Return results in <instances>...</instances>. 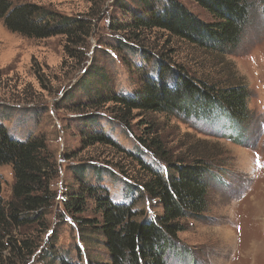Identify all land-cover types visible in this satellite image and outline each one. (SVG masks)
Instances as JSON below:
<instances>
[{
	"label": "rangeland",
	"instance_id": "374dc122",
	"mask_svg": "<svg viewBox=\"0 0 264 264\" xmlns=\"http://www.w3.org/2000/svg\"><path fill=\"white\" fill-rule=\"evenodd\" d=\"M20 1L50 6L72 17L89 16L93 30L83 58L78 60L66 53V38L23 37L9 31L0 20V120L16 140L44 139L56 163L51 181L55 198L45 218L14 233L19 240H33V255L13 257L10 247L1 263L109 262L103 238L87 229L80 230L64 210L66 196L80 185L75 167L83 164L102 168L105 174L101 178L86 176V181L106 188L114 202L128 203L129 186L139 185L144 178L142 169L129 159V154L166 172L165 165L159 164L146 148L147 140L151 139L148 133L155 132L177 158H190L189 150L206 151L212 158L208 211L201 218L185 222L186 230L178 235V251L169 255L168 263L264 264L262 0H249V23L238 47L225 56H206L159 30L137 34L112 29L113 24L125 21L133 13L144 14L143 0ZM145 1L158 4L169 0ZM173 1L203 22L214 21L192 0ZM164 62L197 80L246 86L250 99L245 123L238 128L221 116L211 123L174 114L125 113L115 103L100 99L107 94H138L144 80L157 75ZM91 66L105 74L102 84L84 80ZM97 98L100 101L96 106L93 101ZM90 115L96 119L94 124L89 123ZM94 131L103 132L118 148L87 146L85 135ZM0 174L2 196L9 201L14 184L12 167H2ZM144 200L137 202L138 212L143 211L153 219L162 212L158 202ZM82 217L99 220L92 201ZM7 254L11 261L6 260Z\"/></svg>",
	"mask_w": 264,
	"mask_h": 264
},
{
	"label": "trees",
	"instance_id": "16d2710c",
	"mask_svg": "<svg viewBox=\"0 0 264 264\" xmlns=\"http://www.w3.org/2000/svg\"><path fill=\"white\" fill-rule=\"evenodd\" d=\"M143 1L144 14L133 13L125 21L113 24L112 29L137 34L159 30L190 44L206 56H225L236 49L251 11L249 0H192L212 16L214 21L206 23L173 0L158 4ZM262 3L264 13V0ZM0 20L9 31L23 37L66 38V53L78 60L83 58L93 30L89 16L72 17L50 6L20 0H0ZM119 44L122 46L121 42ZM99 69L91 66L84 80L102 84L105 74ZM144 81L138 94H107L100 99L115 103L125 113L174 114L211 123L221 116L238 128L249 114L250 92L246 86L197 80L171 69L165 62L157 69V75ZM98 99L93 101L96 106ZM88 119L91 124L96 120L91 115ZM148 135L151 139L147 140L146 148L159 164L165 165L166 172L142 162L137 155L127 154L144 174L139 185L129 186L128 203L114 202L106 188L86 181V176L101 178L105 174L102 168L83 164L75 167L80 185L66 196L63 206L80 230L87 229L103 238L109 262L94 264H169V255L178 251V235L186 230L185 222L201 218L208 211L212 158L206 151L199 150H189L190 158H177L155 132ZM84 142L87 146L99 144L118 148L107 135L98 131L86 134ZM4 166L12 167L14 184L10 200L5 201L0 174V264L10 247L13 257L33 255V240H19L14 233L41 223L55 198L51 181L55 177L56 163L46 141L35 137L23 142L16 140L0 120V169ZM145 198L162 207V212L154 219L135 209L137 202ZM90 201L95 204L99 220L82 217ZM83 242L87 240L83 238ZM5 258L11 261L12 257Z\"/></svg>",
	"mask_w": 264,
	"mask_h": 264
}]
</instances>
